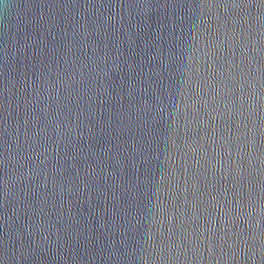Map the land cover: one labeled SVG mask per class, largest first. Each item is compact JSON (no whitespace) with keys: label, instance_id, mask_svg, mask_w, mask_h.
<instances>
[{"label":"water","instance_id":"1","mask_svg":"<svg viewBox=\"0 0 264 264\" xmlns=\"http://www.w3.org/2000/svg\"><path fill=\"white\" fill-rule=\"evenodd\" d=\"M0 264H264V0H0Z\"/></svg>","mask_w":264,"mask_h":264}]
</instances>
